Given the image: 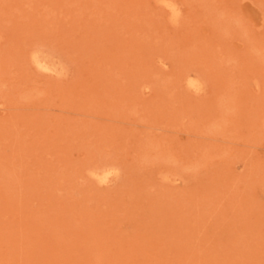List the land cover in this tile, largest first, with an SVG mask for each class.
<instances>
[{"label":"rangeland","instance_id":"obj_1","mask_svg":"<svg viewBox=\"0 0 264 264\" xmlns=\"http://www.w3.org/2000/svg\"><path fill=\"white\" fill-rule=\"evenodd\" d=\"M0 264H264V0H0Z\"/></svg>","mask_w":264,"mask_h":264},{"label":"bare ground","instance_id":"obj_2","mask_svg":"<svg viewBox=\"0 0 264 264\" xmlns=\"http://www.w3.org/2000/svg\"><path fill=\"white\" fill-rule=\"evenodd\" d=\"M168 6H172L171 4L168 3ZM176 7V6H175ZM175 12V11H174ZM181 13V12H180ZM177 16V15H176ZM35 62L38 64V66L42 69H46V70H51L52 67L51 65L49 66L48 64H46L42 59H40L39 57L35 56ZM193 76V75H192ZM196 76V75H195ZM188 78V84L190 86H192L191 88L194 87V89L196 88L197 90L200 89L201 87V82L198 81L197 76L191 77V75H189ZM202 89V88H201ZM110 166V165H109ZM103 167L102 169L99 168V171H95L96 173H94V175H96L99 179L100 182H108L111 180V178L116 174V168L114 167ZM118 173V171H117Z\"/></svg>","mask_w":264,"mask_h":264}]
</instances>
